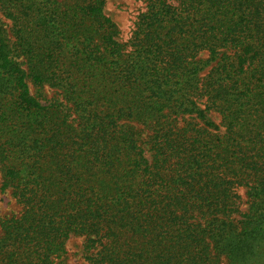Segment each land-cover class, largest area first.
Listing matches in <instances>:
<instances>
[{
    "label": "trees",
    "instance_id": "obj_1",
    "mask_svg": "<svg viewBox=\"0 0 264 264\" xmlns=\"http://www.w3.org/2000/svg\"><path fill=\"white\" fill-rule=\"evenodd\" d=\"M143 1L0 0V264H264V0Z\"/></svg>",
    "mask_w": 264,
    "mask_h": 264
},
{
    "label": "rangeland",
    "instance_id": "obj_2",
    "mask_svg": "<svg viewBox=\"0 0 264 264\" xmlns=\"http://www.w3.org/2000/svg\"><path fill=\"white\" fill-rule=\"evenodd\" d=\"M62 1V0H60ZM0 10V27L8 31L9 30V20L4 17ZM145 11V3L143 0H105L104 12L107 17L110 18L112 23L115 25L117 30V40L123 45L124 51H129L128 42L132 35L134 29V23L137 17ZM8 36V35H7ZM203 54V53H202ZM205 55V54H203ZM30 92L36 96L37 100L41 103L50 102L54 99H58L59 96L55 90L43 87L35 88L29 84ZM215 123L219 122L218 116L211 115ZM2 174L0 173V221L9 219L12 216L20 215L22 208L13 198L10 190L3 191L2 187ZM247 188L245 186H240L236 188V193L239 199L235 204V212L230 215L232 222H237L241 219V215L246 212L248 207V198L246 196ZM84 237L83 236H70L65 243V258L66 264H91L88 255L84 247ZM211 264H227L223 257L219 259L213 258Z\"/></svg>",
    "mask_w": 264,
    "mask_h": 264
}]
</instances>
